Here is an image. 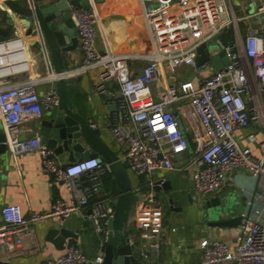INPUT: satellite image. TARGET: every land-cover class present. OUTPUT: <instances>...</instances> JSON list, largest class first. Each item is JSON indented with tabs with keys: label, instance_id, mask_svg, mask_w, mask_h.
I'll return each instance as SVG.
<instances>
[{
	"label": "built area",
	"instance_id": "obj_1",
	"mask_svg": "<svg viewBox=\"0 0 264 264\" xmlns=\"http://www.w3.org/2000/svg\"><path fill=\"white\" fill-rule=\"evenodd\" d=\"M135 1L142 4L151 43L150 51L141 55L144 65L140 71L130 69L121 55L98 50L99 14L94 0H87L86 6L71 8L82 55L73 73L100 67L103 81L116 86L113 92H107L114 106L109 132L118 148V161L130 172L148 176L155 171L172 170L184 156L183 172L194 192L203 196L217 193L233 172L243 171L250 176L254 180L253 192L244 200L232 241L202 239L201 258L195 264H264V140L257 143L259 154H255L233 137L235 130L248 128L252 122L261 124L264 130V1L242 17H236L225 0ZM246 20H252L253 25L241 36L239 22ZM229 30L232 39L223 41L221 36ZM25 36L14 30L0 42V121L5 136L2 144L14 156L36 151L43 173L54 183L64 185L70 199L55 200L47 212L33 214L29 219L23 217L19 205L2 206L0 245L19 247L29 233L30 222L54 218L60 224L85 207L90 210L87 217L94 232L105 235L107 221L113 217V208L105 203L108 195L103 179L111 173L110 164L97 157L61 163L52 150L40 144L38 137L21 138L22 125L27 120L59 106L54 87L39 94L36 79L25 77L31 72L29 41ZM214 37L223 44L227 58L219 71L212 69L210 61L218 51L207 54V61L197 62L198 48H207ZM181 67L189 68L193 78L169 83L168 76ZM157 81L163 86L156 89L155 95L152 84ZM245 139L256 142L254 133ZM98 194L101 197L90 204ZM139 208L141 216L136 225L157 249L160 206L148 195ZM101 262L102 256L87 258L70 244L62 255L43 264Z\"/></svg>",
	"mask_w": 264,
	"mask_h": 264
},
{
	"label": "crops",
	"instance_id": "obj_2",
	"mask_svg": "<svg viewBox=\"0 0 264 264\" xmlns=\"http://www.w3.org/2000/svg\"><path fill=\"white\" fill-rule=\"evenodd\" d=\"M54 1L0 0V3H6L9 9L19 10L22 13L21 17H30L32 9L43 8ZM227 1L235 16L242 17L249 14L251 6L254 7L264 0H225ZM80 5L87 4L81 1ZM95 7L99 14L96 38L98 50L100 52L109 50L121 55L130 69L139 72L144 65L141 55L151 49L142 17V4L135 0H103L98 6L95 4ZM16 21L18 23L15 30L25 36V28L21 26L18 18ZM251 25L252 20L239 22L241 36L245 35L247 27ZM0 27H5L3 17L0 20ZM222 37L223 35L221 36L223 41H227ZM25 38L29 41V37ZM230 39L232 31L228 40ZM36 40L39 41V45L29 44L31 72L25 77L36 79L35 88L39 94L49 87H54L59 95V106L43 112L38 118L27 120L22 125V138H28L32 133L37 134L39 122L43 119H49L54 115H70L79 123L81 130L77 142L80 143L82 152L78 153V156L86 154L109 164L118 161V148L109 132L114 106L107 96V92H113L116 86L112 82L103 81L100 67H92L78 74L73 73L82 58L78 43L74 50L57 55L49 49L39 31L34 41ZM188 73L189 68L181 67L173 75L168 76V82L174 84L192 79V75L191 78H187ZM57 74L61 77L55 78ZM162 86L161 81L152 84L155 95L156 89ZM99 88H102L103 92ZM254 125L256 123L252 122L248 128L235 130L233 137L240 146H248L253 153L259 154L257 143L264 140V134L256 131ZM0 130L3 131L1 121ZM250 133L255 134L256 142L246 141L245 136ZM54 155L61 163L77 161H68V151ZM183 160L184 156L175 162V168L172 170L155 171L148 176H139L127 170L130 186L127 192L121 190L111 173L103 178L104 189L108 195L105 203L113 208V229L129 238L128 244L132 254L140 264H195L201 258L199 242L202 239L216 237L230 243L236 234L237 225L210 226L201 206L208 198L221 197L223 191L238 188L239 195L243 198L241 212L244 200L253 192L254 180L243 171L233 172L217 193L199 195L194 192L191 181L183 172ZM160 182L162 183L159 189H156L155 184ZM148 195H152L160 206L161 232L155 239L159 245L157 249L151 246L153 241L143 236L136 225L141 216L139 207ZM100 197L98 194L89 203ZM69 199L70 194L65 186L54 183L43 173L36 151L15 156L8 149L0 152V213L2 206L16 204L20 206L23 217L29 219L33 214L47 212L55 200ZM170 199L172 203H169ZM89 213V208L85 207L60 224H57L54 218L30 222L29 233L23 237L19 247L0 249V261L5 264H43L47 259L62 255L70 244L76 245L87 258L101 256V245L106 233L97 235L94 232L92 222L87 217ZM238 214L234 213L233 216ZM56 225L69 232V236L58 244L54 243L53 238L47 237L49 230Z\"/></svg>",
	"mask_w": 264,
	"mask_h": 264
},
{
	"label": "water",
	"instance_id": "obj_3",
	"mask_svg": "<svg viewBox=\"0 0 264 264\" xmlns=\"http://www.w3.org/2000/svg\"><path fill=\"white\" fill-rule=\"evenodd\" d=\"M81 1L87 2V0H55L43 8L32 9L30 17H21L22 13L19 10L9 9L10 7L6 3H0V20L3 17L5 24V27H0V42L13 33L18 18L21 26L25 28L26 36L29 37V44L39 45L38 40L34 41L38 35L37 28H39L42 38L53 53L58 55L74 50L77 46V29L71 18V8L79 6ZM94 2L98 6L103 0H94ZM215 44L219 50L217 54L210 57V61L212 69L219 71L227 63V58L221 41L216 40ZM38 48L40 47L38 46ZM198 54V63L209 59L207 55L209 51L205 45L198 48ZM35 135H38L40 144L45 145L56 155L62 151H68V161L92 157L86 154L78 156V153L82 152V147L77 142L81 136V130L79 123L70 115H54L49 119L41 120L37 134L32 133L29 138H34ZM4 139V133L0 130V152L7 149L2 144ZM99 161L101 162L100 159ZM110 171L121 190L123 192L129 191L127 167L119 161H114L110 163ZM155 185L156 189H159L158 183ZM242 199L239 197L240 203ZM188 200H190L189 196ZM169 203H172L171 199ZM201 208L210 226L232 227L240 222L239 215L233 216V209L222 202L221 197L204 200ZM68 236L69 232L65 228L56 225L49 230L47 237L53 238L54 243L58 244ZM128 243L129 238L125 237L124 233L114 231L113 218H109L106 225V235L101 245L102 262L100 264H140L132 254ZM0 249H3L1 245ZM0 264L5 263L0 261Z\"/></svg>",
	"mask_w": 264,
	"mask_h": 264
},
{
	"label": "rangeland",
	"instance_id": "obj_4",
	"mask_svg": "<svg viewBox=\"0 0 264 264\" xmlns=\"http://www.w3.org/2000/svg\"><path fill=\"white\" fill-rule=\"evenodd\" d=\"M235 9H236V6H235ZM254 9L255 7L251 6L249 13H252ZM236 15H239V14H236ZM215 41H216V37L211 38V40L207 44V48L210 54H213L215 51L219 50L218 46L215 44ZM191 75L192 73H188L187 78H191ZM254 126L256 127V131L264 134V130L261 124L256 123V125ZM239 197L240 195H239L238 188L237 189L230 188L228 190L223 191L221 199H222V202H224L228 207H231L233 211H235L234 213L238 214L240 213V207H241V203L239 202ZM205 219L207 220V217Z\"/></svg>",
	"mask_w": 264,
	"mask_h": 264
},
{
	"label": "trees",
	"instance_id": "obj_5",
	"mask_svg": "<svg viewBox=\"0 0 264 264\" xmlns=\"http://www.w3.org/2000/svg\"><path fill=\"white\" fill-rule=\"evenodd\" d=\"M230 35H231V31L229 30L228 32H226V33L223 34V37L222 38L224 40H228L230 38ZM189 141L191 142L190 136H189Z\"/></svg>",
	"mask_w": 264,
	"mask_h": 264
}]
</instances>
